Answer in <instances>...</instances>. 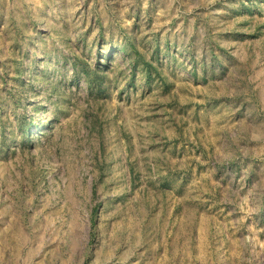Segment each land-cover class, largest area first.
Wrapping results in <instances>:
<instances>
[{
  "label": "rangeland",
  "instance_id": "obj_1",
  "mask_svg": "<svg viewBox=\"0 0 264 264\" xmlns=\"http://www.w3.org/2000/svg\"><path fill=\"white\" fill-rule=\"evenodd\" d=\"M0 264H264V0H0Z\"/></svg>",
  "mask_w": 264,
  "mask_h": 264
}]
</instances>
